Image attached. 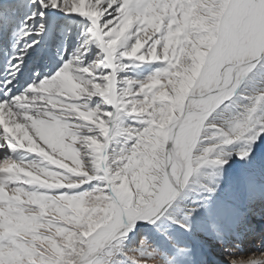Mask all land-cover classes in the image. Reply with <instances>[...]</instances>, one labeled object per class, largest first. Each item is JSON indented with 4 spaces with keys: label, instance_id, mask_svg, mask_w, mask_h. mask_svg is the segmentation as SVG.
<instances>
[{
    "label": "snow or ice",
    "instance_id": "obj_1",
    "mask_svg": "<svg viewBox=\"0 0 264 264\" xmlns=\"http://www.w3.org/2000/svg\"><path fill=\"white\" fill-rule=\"evenodd\" d=\"M0 264H264V0H0Z\"/></svg>",
    "mask_w": 264,
    "mask_h": 264
},
{
    "label": "bare ground",
    "instance_id": "obj_2",
    "mask_svg": "<svg viewBox=\"0 0 264 264\" xmlns=\"http://www.w3.org/2000/svg\"><path fill=\"white\" fill-rule=\"evenodd\" d=\"M258 244H259V241L256 242L255 240L248 243V245H255L256 247L254 249H257ZM245 248H246V245H245ZM247 248H249V246H247ZM252 253H253V250H248V253L246 254V256H241V257L246 258V257L250 256ZM256 254L258 256L259 255V251H256Z\"/></svg>",
    "mask_w": 264,
    "mask_h": 264
},
{
    "label": "rangeland",
    "instance_id": "obj_3",
    "mask_svg": "<svg viewBox=\"0 0 264 264\" xmlns=\"http://www.w3.org/2000/svg\"><path fill=\"white\" fill-rule=\"evenodd\" d=\"M256 242H258L259 240H255ZM247 246H249V248H247ZM256 246L255 245H248V243L246 244V250L244 251V252H242L241 254H240V256H246V254L248 253V250H253V252H256L257 251V249H254ZM255 250V251H254ZM247 258V257H246ZM245 258V259H246Z\"/></svg>",
    "mask_w": 264,
    "mask_h": 264
}]
</instances>
